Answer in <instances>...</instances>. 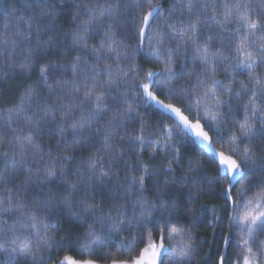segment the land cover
Segmentation results:
<instances>
[{
  "label": "snow or ice",
  "instance_id": "obj_1",
  "mask_svg": "<svg viewBox=\"0 0 264 264\" xmlns=\"http://www.w3.org/2000/svg\"><path fill=\"white\" fill-rule=\"evenodd\" d=\"M122 7L129 8L127 14L122 15ZM17 11L13 5L0 22V71L17 70L4 72L3 82L8 76L30 74L26 69L34 66L39 50L50 51L57 44L52 35L46 41L41 37L58 28L65 37L59 59L66 60L72 51L87 55H77L68 65L43 66L39 85L0 112V255L12 264L18 258L24 264H98L88 257L105 249V257H111L106 264H166V258L167 264H192L195 233L182 227L180 219L188 210L171 198L168 188L187 186L190 201L204 191L200 187L193 196L199 178L189 175L201 172L203 163L190 158L188 171L175 176L174 165L181 157L177 145L191 142L215 167L209 190L220 185V207L227 210L229 231L220 237L223 246L216 264H264V240L259 238L264 234V156H257L258 145H253L264 138V0H173L167 10L161 0H129L126 6L28 0L24 13L17 16ZM66 12H72V27L65 31L57 21ZM104 25L99 44L90 46L89 38ZM114 26H123L124 39L117 38ZM137 54L157 67L142 66ZM180 57L185 59L177 63ZM54 73L59 77L50 79ZM69 73L70 79H64ZM86 107L90 110L84 111ZM141 108L159 113L158 122L146 123ZM239 110L242 119L234 115ZM230 119L234 130L225 136ZM129 123L139 124L138 129L128 128ZM57 129L61 137L71 131L88 146L102 145L88 157L87 174L79 166L73 172V155L53 156L51 148L45 153L37 142L45 134L51 139ZM121 130L127 139L117 135ZM119 144L138 154L151 147L153 154L170 156L165 171L172 177L150 198L145 195V182L153 179L148 167L139 176L130 169L127 185L118 179L114 185L124 189L120 199L127 203L114 201L105 208L97 192L111 182L113 165L106 169L105 160L123 159ZM211 210L209 227L224 220L216 206ZM65 216L86 226L75 245L84 258L53 256L58 249L49 230L60 227L53 217ZM191 219L193 224L202 222ZM134 227L135 234L116 239ZM233 244L239 251L229 261ZM125 253L127 258H121Z\"/></svg>",
  "mask_w": 264,
  "mask_h": 264
},
{
  "label": "trees",
  "instance_id": "obj_2",
  "mask_svg": "<svg viewBox=\"0 0 264 264\" xmlns=\"http://www.w3.org/2000/svg\"><path fill=\"white\" fill-rule=\"evenodd\" d=\"M28 2V0H0V22L3 21L4 17L8 14L10 8L15 5V7L18 9L16 12V15H21L25 11V4ZM99 2L101 4L103 3H112V4H121V5H129V0H74L75 4H86V3H96ZM161 2L164 5V9L167 10L172 6L173 0H161ZM73 9L72 11H74ZM129 11L128 7H122V15L127 14ZM166 14V13H165ZM71 15L72 12H66L64 15L60 17V19L57 21L58 25H64L65 31L68 27H72L71 25ZM83 18V17H82ZM110 23V22H109ZM107 30V25H104L100 27L99 34L90 37L88 40L89 45L93 44H99V41L102 39L103 32ZM3 31V28L0 27V32ZM113 31L117 33V38L124 39L125 34L123 32V26H114ZM49 35L54 36L57 39V44L52 47L50 51H45V49H40V55L36 57L35 64L30 69H26V72H29L30 74L25 75H15V76H8L6 78L7 82L4 81V72H12L17 71L16 69H3L0 71V112H7L9 108H11L13 105H16L19 103L21 96L28 91L30 88L34 86H38L40 83V71L43 66H47L49 64H63L68 65L73 63L74 58L77 55L86 56V53H80L77 51L68 52L67 59L61 60L59 59L60 55L64 51L60 47V41L64 40V32L60 31L59 28L55 33H49L48 35H44L41 37L42 40H47L49 38ZM126 43H130L132 45L135 44V41H125ZM189 60L191 58V53L188 54L187 57ZM0 59H3V57H0ZM91 59V57H89ZM185 57H180V59L177 61L179 63L180 61H183ZM137 60L138 63H140L144 67H157L151 60H146L142 55L137 54ZM194 66L189 63L188 68L191 70ZM198 70V65L195 66ZM264 70V69H262ZM59 73H54L50 79L58 78ZM71 74H66L63 78L64 79H70ZM187 77L185 76L184 79ZM218 78L224 79L223 73H218ZM194 79V78H193ZM240 79L246 80L245 76H241ZM177 86L179 85V82L177 83ZM41 95H47V91L43 88L37 89ZM245 101H242L241 103H244ZM235 106V102H234ZM90 108L86 107L84 111H88ZM141 114L144 116V119L146 123L150 125H155L158 120L160 119L159 113L154 112L150 108H141L140 109ZM226 114H227V110ZM234 115L238 119H242L243 112L242 110L236 111ZM130 129H138L139 124L137 123H129L127 125ZM229 130H234L232 126L231 119L229 120V124L225 127V136L227 135V132ZM6 132V129L3 130ZM132 135H135L136 133L133 131L131 133ZM10 135V134H9ZM118 136H125L127 139V134L124 131H120L117 133ZM81 141L80 143H73V141ZM179 139V138H177ZM37 142L41 144L42 148L44 149L45 153L51 148L52 155H64V154H71L73 155L75 159V163L72 165L73 172L75 171V168L77 166L85 169L86 173V165L87 160L90 155H95L96 150L98 148H101V144H95L93 146H88L83 142V139L81 136L76 135L73 136L71 131H66L64 137H61L59 134V130H55V132L51 135V139H49L48 134L44 135V138L41 140L40 138H37ZM57 142H60L61 146L57 147ZM253 145H258L256 148V154L257 156H264V151H261L262 148H264V138H261L259 140L253 141ZM119 147L121 148L123 152V159L116 160V161H108L105 160V168H108L109 163L113 165L111 168V182L109 183L108 187H106L102 192H97L98 196H103L105 201V208L109 207L114 201L117 203H127L126 200H121L120 197L124 193V189L115 187L116 180L118 179L120 183H123L127 185V179L126 177L130 174H135L136 176H139L142 172L143 166H147L150 170V173L152 174L153 179L146 180V186L147 191L145 195L149 196L150 198H155V192L158 188L163 190L162 186L165 185L166 180H171L172 173H169L165 171L167 167V161L170 159V156H166L162 152H156L153 154V150L151 147H146L145 150L142 153H137L136 151H133L132 148L128 147L125 144H119ZM139 147V146H137ZM179 148V151L181 153L180 157V163L179 165H174L176 171L175 176L181 177L185 172L188 171V163L189 159L193 158L194 163H203L204 168L201 172H190L189 175H195L199 178V185L196 188H192L191 192L193 196L195 193L199 190L200 187L204 189L203 192L200 193V197L198 200H191L189 199V188L187 186H181L179 184H176L175 187H172L171 185H168L169 188V195L172 199H175L181 208L187 209L188 211H182L180 213V219L184 221L185 223H182V227L190 228L194 231L195 237H196V247L197 252L195 257L193 258L192 264H216L220 251L223 246V241L220 239L221 235L227 234L229 229L227 227V210L221 208L220 206L223 205L224 201L219 196L220 191V185H215L213 190H209V181L216 175L215 167L211 164L209 161V157L206 155H203L199 148L191 144V142L187 144H181L177 145ZM4 149L0 148V151H3ZM139 155V158H138ZM198 159H195L197 158ZM29 160L31 157L28 158ZM4 167V163L2 160H0V170H2ZM22 179V177H19ZM70 179H76L75 176L70 175ZM153 180L155 182H153ZM50 187H55V185H52ZM239 188V185L236 186ZM207 193V194H205ZM78 195H84L83 192L78 193ZM168 198L167 196L165 197ZM129 200L135 199V196L129 197ZM94 203H100V200L93 201ZM216 206L219 210L217 212V216H223L224 220L223 222L214 221L212 226L209 227V220L212 219V207ZM131 205L129 204V208ZM131 216V213H129ZM197 217L200 218L202 222H197L195 224L192 223L191 217ZM53 222H58L60 227L59 229H50V233L54 235V239L57 244L58 252H54L53 256H63L64 254H69L73 258L81 259L84 257H81L78 251L75 250V245L77 244V238L79 236H82L85 227L81 226L79 224L73 223L70 219L67 218V216L63 218H56L53 217ZM91 221H89L90 223ZM136 233L135 227L133 228V231L130 233L128 231L121 232L120 236L116 237V239L119 241L122 237L128 238L131 235ZM215 233V235H214ZM235 239V237H233ZM260 239L264 240V234H262ZM204 241L201 243V241ZM116 245H112V250H115ZM105 249H99L97 253L94 256L88 257L91 259H94L98 261V263L106 264V260H110L111 257H105ZM239 249L236 248L235 244H233L229 250V261L236 259V252H238ZM136 253H132V255H135ZM128 254L125 253L121 258H127ZM0 264H12L11 259L6 258L3 255H0ZM15 264H24L23 260L17 259ZM48 264H51V261L48 262ZM166 264H167V258H166Z\"/></svg>",
  "mask_w": 264,
  "mask_h": 264
},
{
  "label": "rangeland",
  "instance_id": "obj_3",
  "mask_svg": "<svg viewBox=\"0 0 264 264\" xmlns=\"http://www.w3.org/2000/svg\"><path fill=\"white\" fill-rule=\"evenodd\" d=\"M98 264H101V263H98Z\"/></svg>",
  "mask_w": 264,
  "mask_h": 264
}]
</instances>
